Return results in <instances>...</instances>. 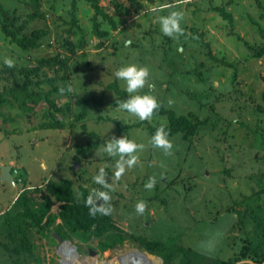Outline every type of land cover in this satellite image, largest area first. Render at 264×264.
<instances>
[{
  "label": "rangeland",
  "instance_id": "374dc122",
  "mask_svg": "<svg viewBox=\"0 0 264 264\" xmlns=\"http://www.w3.org/2000/svg\"><path fill=\"white\" fill-rule=\"evenodd\" d=\"M142 1L145 7L141 11L132 9L133 13H127L113 0H100L119 23L117 29H112L111 23L99 15L102 27L110 30L109 36L101 39L92 32L94 9L90 2L80 0L78 16L88 45L77 47L73 54L62 44L66 35L74 41L78 37L65 30L71 0H42L39 11L45 15L30 18L25 29H49L38 47L24 50L5 39L0 29V74L24 82L20 74L5 68V56L14 58L19 70L36 63L39 57L62 52L71 54L70 75L64 82L72 90L58 100L59 105H70L66 108L68 123L63 128L30 129L43 119L45 98L29 104L33 107L30 109L22 103L23 96L18 95L17 101L14 97L12 103L2 108L0 161L12 165L15 182L1 179L0 166V223L9 212L15 213L16 200L25 188L44 187L51 178L69 177L77 191L84 185L90 194L100 189L110 193L107 202L96 203L112 206V215L124 235L139 233L164 243L192 246L201 258L198 264H228L245 248H254L264 239V230L256 229L258 219L264 218V56H249L251 50L238 38L240 34L254 45L264 44V7L258 6L257 0ZM3 2L13 7L17 3L20 16L35 9L23 1L12 5ZM221 5L233 14L234 23L224 20L214 9ZM173 10L184 13L183 31L169 37L161 32L157 18ZM22 19L25 20L23 16ZM209 46L218 57L226 56L233 65L210 58ZM128 63L149 69L148 83L141 93H151L178 114L205 121L188 138L181 132L169 135L173 146L168 154L150 143L153 127L166 122V116L152 115L140 120L113 102L116 94L110 83L117 79L125 89L124 82L115 77V71ZM47 71L51 75L58 73L51 67ZM7 82L0 78V91ZM103 93V103H90L86 118L73 120L81 111L76 103L78 99ZM113 136H126L144 144L137 152L136 164L120 176L114 174V161L118 157L103 151ZM90 140L97 145L84 156L77 146L88 145ZM101 167L106 171L108 188L93 180ZM150 177L156 181L151 189L145 187ZM138 200L146 202L142 214L135 210ZM228 208L239 210L234 231L236 214ZM6 227L3 225L5 231ZM33 234L35 255L40 260L31 254H12L0 244V264H21L24 260L29 264H61L56 240L37 231ZM213 234L219 238L210 249L202 246L201 242ZM130 239L104 251L99 249L100 239L94 236L82 240L79 235H72L68 243L79 252L75 264L163 262ZM83 250L88 252L87 256L83 257ZM89 250L101 252L92 254ZM173 256L179 263L181 255Z\"/></svg>",
  "mask_w": 264,
  "mask_h": 264
},
{
  "label": "trees",
  "instance_id": "16d2710c",
  "mask_svg": "<svg viewBox=\"0 0 264 264\" xmlns=\"http://www.w3.org/2000/svg\"><path fill=\"white\" fill-rule=\"evenodd\" d=\"M3 1L4 0H0V29L5 35L4 38L9 40L10 43L17 44L24 50L38 47L41 39L49 34V29L46 27H35L30 31H25V29L30 18H35L37 15H45L43 12L39 11L42 0H6L11 5L23 1L26 5L34 6L35 9L32 12L22 15L25 20H23L22 16H20L21 14H18L16 11L17 3L13 7V5L9 6ZM79 1L80 0H71L70 2V7L68 9L70 18L66 20L68 27L65 29L66 32L68 31L74 35H78V37L74 41L66 35L62 43L63 46H67L71 54L76 51L77 47L85 48L88 45L86 33L78 16ZM86 1L90 2L95 11L91 16L93 34L101 39L107 38L110 34V30L102 27L99 15H102L103 19L111 23L112 29H117V27H119L117 19L103 8L100 4V0ZM113 1L116 3L117 7L122 10L124 9L127 13H133L131 12L132 9L136 10L135 12H139L145 7L142 0H129V5H125L119 0ZM153 1L154 0H149V2ZM257 4L260 7H264L262 0H257ZM214 9L222 15L224 20H228L231 24L234 23L233 14L228 11L225 6H215ZM195 32L197 33V31ZM203 34L204 33H200V36H203ZM238 38L243 40L244 45L251 50L249 56L257 58L264 56V44L259 46L254 45L247 39H243L240 34H238ZM207 44L210 45L209 42H207ZM208 52L209 57L215 61L222 62L228 66L233 65V62H230V59L226 58V56L218 57L210 46ZM71 54L66 55L62 52H57L50 56H42L36 59V63L19 68V70L15 64L11 68L5 67L11 69L13 73L20 74L25 81L19 83L16 79H11L8 74H0V78L8 80L3 90L0 91V115L3 114L2 108L6 103H12L14 97H17L15 100L17 101L20 98L18 95L23 96L22 103L29 106L30 109H33V107L29 104L37 103L42 98H45L47 104L44 109L43 119L30 129L65 127L68 123L66 119L69 117L66 108H70V105L69 103L67 104L68 107L59 105L58 100H60L62 96L72 93L71 85L69 87L65 85L64 82L70 75L68 67H70ZM47 67L55 68V70L61 74L55 73L51 75L48 73ZM60 81H62V83H59ZM48 85L49 87L47 88ZM110 87L116 94L113 102L116 106H119V102L126 99L129 94L121 87L117 79L110 83ZM61 88L65 89L63 91L64 95L60 94ZM157 99L160 103V107L158 110H154L152 115H164L167 117V121L161 124L166 126L169 135L181 132L184 137L188 138L194 135L198 127L205 122L197 117L192 119L185 114H178L174 108L166 106L161 99ZM103 102L104 93L103 95H86L82 99H78L76 103L80 106L81 111L79 114L77 113L73 120L86 118L90 103L99 104ZM157 127L153 128L156 129ZM96 145V142H91L90 140L88 145L84 146L79 144L77 149L84 156H87L88 150ZM78 189L79 191L75 189L74 181L69 177H64L59 180L51 178L44 187H37L35 189L25 188L16 200L15 213L11 214V212H9L2 223H0L1 246L11 251L12 254H31L35 257V260H40L39 256L35 255L36 243L33 232L37 231L45 236H51V238L56 240L52 234V231L55 230L63 238L67 239L72 235H79L82 240H87L93 236L98 237L100 239L99 249L103 251L109 248H117L119 245H122L126 238H131L130 240L136 242L138 246H144L147 250L162 258L163 262L161 264H198L200 261L196 252L189 246L164 243L150 239L139 233H132L130 237H128V234L124 235L122 233L123 229L118 225L112 215V206H108L111 209L108 214L97 212L95 215H92L89 212L90 205L85 203L86 198L90 195L89 188L80 185ZM58 202H61L60 205L56 210H53L54 205ZM256 224V229L262 232V230H264V218L258 219ZM3 225L4 227L7 226L6 231L3 229ZM260 236L261 235H258V237ZM244 250L245 251H241L237 254L235 259L232 258L229 260L228 264H235L237 260L248 257H252L251 259L255 262L264 261V239L254 248H245ZM175 253L181 255L179 263H176L174 259L173 255ZM21 264H29V261L24 260ZM240 264L255 263L243 261Z\"/></svg>",
  "mask_w": 264,
  "mask_h": 264
},
{
  "label": "clouds",
  "instance_id": "9594fccd",
  "mask_svg": "<svg viewBox=\"0 0 264 264\" xmlns=\"http://www.w3.org/2000/svg\"><path fill=\"white\" fill-rule=\"evenodd\" d=\"M183 11L173 10L166 15L159 16L158 23L160 30L166 36L172 37L183 31L181 27V20L183 18ZM14 58L5 56L3 59L4 65L11 68L14 66ZM115 77L123 81L125 84V91L129 94L126 99L119 102L121 109L136 115L140 120L149 119L154 110H158L160 103L156 96L149 92L141 93L148 83L149 69L146 66L138 65L136 63H128L120 66L115 71ZM151 87V85H148ZM65 89L61 88L63 92ZM150 143L153 147L162 149L165 154L170 153L172 149V142L169 139V132L165 125L161 124L155 129V132L150 138ZM144 148L143 143H137L135 140L129 139L126 136H113L105 143L103 151L112 157H118L114 161L115 175L120 176L127 168L133 167L138 159L137 152ZM106 171L103 167L99 168L97 174L93 177L96 184L108 188ZM155 178L150 177L146 182L145 187L151 189L155 184ZM110 199V193L103 189L91 193L85 200V203L90 205L89 212L95 215L97 212L101 214H108L111 209L106 207L104 203L97 204L96 201L107 202ZM146 208L144 200H138L135 205V210L138 214H142ZM219 233V231H217ZM219 236L213 234L205 241H202V246L209 248L218 240Z\"/></svg>",
  "mask_w": 264,
  "mask_h": 264
},
{
  "label": "water",
  "instance_id": "95a60500",
  "mask_svg": "<svg viewBox=\"0 0 264 264\" xmlns=\"http://www.w3.org/2000/svg\"><path fill=\"white\" fill-rule=\"evenodd\" d=\"M0 166L3 170V174L1 175V179L2 180H8L11 183H14L15 180H14V177L12 175V165L11 164H2ZM58 204H60V203H58ZM53 233L59 242V252L62 254L61 262L63 264L75 263V261H77L76 259H78V256H79V252L76 250V247L71 246L68 243V239L63 238L60 234H57L56 231H54ZM91 253L95 254V251H91ZM246 261H250V262L255 263V264H264V261L263 262H255L251 259L246 260Z\"/></svg>",
  "mask_w": 264,
  "mask_h": 264
},
{
  "label": "crops",
  "instance_id": "0c3cea01",
  "mask_svg": "<svg viewBox=\"0 0 264 264\" xmlns=\"http://www.w3.org/2000/svg\"><path fill=\"white\" fill-rule=\"evenodd\" d=\"M258 147L260 148L259 145H258ZM0 162H1V161H0ZM3 162H4V161H2L1 163H2V164L7 163V162H4V163H3ZM2 164H1V165H2ZM7 164H8V163H7ZM58 203H61V202H58ZM58 203H57V204H58ZM59 205H60V204H59ZM59 205H58V206H59ZM236 207H237V206H236ZM53 208H54V207H53ZM53 210H54V209H53ZM227 210H228V211H231V212H234L235 214H236V213L239 214V210H238L237 208H232V209L228 208ZM235 214H234V215H235ZM238 214H236V216H235L236 219L233 220V228H232V231L235 230V225H236L237 220H238V218H239V217H238ZM234 215H233V216H234ZM241 223H242V222H241ZM243 223H244V222H243ZM244 225H246V224H243V226H242V225H240V226L245 227ZM238 226H239V225H238ZM240 226H239V227H240ZM239 227H238V228H239ZM238 228H237V229H238ZM249 230L252 231L251 228H250V226H249ZM249 230H248V232H250ZM54 231H55V230L52 231V234H53V235H54V233H53ZM241 232L243 233V229H242ZM248 232H247V235L249 236ZM239 233H240V231H237V234H239ZM57 234H58V233H57ZM233 234L236 235V233H233ZM247 235H246L245 237H248ZM250 236H251V235H250ZM54 237H55V235H54ZM55 239H57V238L55 237ZM65 239H67V238H65ZM57 240H58V239H57ZM189 247H192V246H189ZM201 253H203V252H201ZM203 254H207V253H203ZM235 257H236V256H235ZM235 257H233V258H235ZM200 259H201V258H200ZM240 263H241V261H240Z\"/></svg>",
  "mask_w": 264,
  "mask_h": 264
},
{
  "label": "flooded vegetation",
  "instance_id": "af4514ba",
  "mask_svg": "<svg viewBox=\"0 0 264 264\" xmlns=\"http://www.w3.org/2000/svg\"><path fill=\"white\" fill-rule=\"evenodd\" d=\"M56 248H57V251H59V242H58V240L56 239ZM89 251H91V250H89ZM95 251V250H94ZM99 252H101L100 250H98V251H95V254L96 253H99ZM82 255H83V257L84 256H87V254H88V252H86V250H83L82 252ZM60 255L62 256V254L60 253ZM61 264H63L62 262H61Z\"/></svg>",
  "mask_w": 264,
  "mask_h": 264
},
{
  "label": "bare ground",
  "instance_id": "6f19581e",
  "mask_svg": "<svg viewBox=\"0 0 264 264\" xmlns=\"http://www.w3.org/2000/svg\"><path fill=\"white\" fill-rule=\"evenodd\" d=\"M75 263H76V261H75ZM75 263H73V264H75Z\"/></svg>",
  "mask_w": 264,
  "mask_h": 264
},
{
  "label": "built area",
  "instance_id": "2783aa9c",
  "mask_svg": "<svg viewBox=\"0 0 264 264\" xmlns=\"http://www.w3.org/2000/svg\"><path fill=\"white\" fill-rule=\"evenodd\" d=\"M16 171V170H15Z\"/></svg>",
  "mask_w": 264,
  "mask_h": 264
}]
</instances>
